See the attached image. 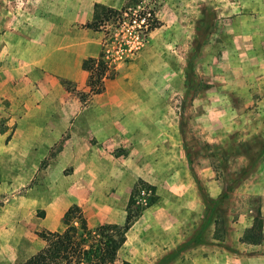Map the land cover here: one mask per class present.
Instances as JSON below:
<instances>
[{
	"label": "crops",
	"instance_id": "1",
	"mask_svg": "<svg viewBox=\"0 0 264 264\" xmlns=\"http://www.w3.org/2000/svg\"><path fill=\"white\" fill-rule=\"evenodd\" d=\"M98 3L105 2L0 0V119L6 120L11 127L9 131H14L10 143L0 150V165L4 168L1 176L7 185L12 181L27 184L36 176L40 178L39 184L46 179L52 185L45 191L46 195L33 188L28 189L32 193L24 199L35 201L36 193L38 200L59 197L71 200L82 208L87 223L85 208L92 200H121L119 205L108 202L98 206V216L103 217L100 224L121 226L131 190L138 181L156 186L165 179L173 187V179L180 173L187 190L191 181L188 161L183 159L180 131H121L117 120L136 109L140 111V105L132 97H124L117 76L104 78L102 92L90 93L88 73L83 70L82 62L99 55L93 40L95 30L87 26L94 19V7ZM77 119L84 120V131H69L70 137L64 141L60 156L67 158L72 167L67 181L60 179V166L57 172L45 175L40 161ZM120 150L122 154H114ZM197 179L209 188L208 197L216 198L221 193L213 189L217 181L208 171L197 175ZM238 182L244 187V196L240 197L242 193H239L232 199H244L250 212L249 194L259 197L260 214L264 218V162L252 163ZM97 186L103 189L101 195ZM156 189L159 199L167 202L159 201L133 221L121 248H135L139 254L125 262L156 264L164 259L165 264H264V228L263 238L257 243L239 240L248 246V254L229 251L214 240L206 243L202 229L204 195L199 192L196 197L185 187L180 195L173 191L161 195L159 188ZM178 198L182 202L168 201ZM24 206L18 214L26 215L28 203ZM55 211L53 206L52 213ZM50 214L46 211L44 217H36L33 229L58 231L48 219ZM251 219L248 213L240 221L237 236L251 227ZM210 226L206 225L205 229L209 232L210 228L212 237L214 225ZM160 232L162 237L158 236ZM154 233L159 238H153ZM7 238L0 235V260L2 264H20L25 260L26 249ZM142 257L146 260H136Z\"/></svg>",
	"mask_w": 264,
	"mask_h": 264
},
{
	"label": "rangeland",
	"instance_id": "2",
	"mask_svg": "<svg viewBox=\"0 0 264 264\" xmlns=\"http://www.w3.org/2000/svg\"><path fill=\"white\" fill-rule=\"evenodd\" d=\"M102 1L105 3L94 7L93 40L99 55H104L109 65L110 78L117 76L124 88V97H132L140 105V111L136 109L117 120L121 131H180L183 159L188 161L191 181L187 190L179 173L173 179V187H169L165 179L156 186L146 183L145 187L138 186V190L147 186L153 190L147 189L145 205L135 202L138 190L135 192L130 203V213L134 215L132 223L159 201L167 202V199H159L157 187L161 195L169 191L180 195L185 187L196 197L199 192L205 197L202 228L205 242L214 240L229 251L248 254V246L239 240L250 228L258 242L263 238L260 198L249 194L248 204L252 210L248 212L244 199H232L235 194L244 196V187L238 182L226 199L214 202L215 198L207 196L209 188L197 175L208 171L217 181L213 189L223 192L228 185H233L248 163L264 162V0H140L136 5L132 4L133 0ZM101 7L111 8L116 13L106 18ZM133 13L145 16L148 25L133 24L136 18ZM154 23L157 27L149 31L148 26ZM79 119L72 121L74 125L64 130L61 139L49 147L40 161L45 175L60 169V179L67 181L72 167L67 158L60 159V156L64 152V141L70 137L69 131H84V120ZM9 128L6 120L0 119V150L12 140L14 131ZM1 173L4 174V168L0 165V235L26 249L23 255L26 259L43 246L38 233L49 231L33 229L36 217H44L49 211L48 219L57 230H62L66 210L76 204L60 197L38 200L36 193L38 201L24 199L32 193L28 189L37 188L45 194L52 185H48L46 179L39 184L37 176L27 184L12 181L7 185L2 182ZM96 190L100 195L103 193L99 186ZM168 201L182 202L180 198ZM26 202V215L18 214ZM108 202L119 205L121 200L95 199L85 208L89 225L100 224L103 217L98 216V206ZM53 206L55 213H52ZM248 213L252 218L251 227L237 236L240 232L237 226ZM214 219L224 221L219 225L223 229L219 234L222 242L214 239V230L210 237V228L209 232L205 229L208 224L214 225ZM161 234L158 236L162 237ZM158 236L154 233L153 238ZM236 238L238 240L232 242ZM226 240H229L227 244ZM134 254L139 251L122 247L111 264H122ZM156 264H165L164 259Z\"/></svg>",
	"mask_w": 264,
	"mask_h": 264
},
{
	"label": "trees",
	"instance_id": "3",
	"mask_svg": "<svg viewBox=\"0 0 264 264\" xmlns=\"http://www.w3.org/2000/svg\"><path fill=\"white\" fill-rule=\"evenodd\" d=\"M140 0H133L132 4L136 5ZM98 5H96L97 7ZM104 16L109 18L115 14L111 8H103ZM134 16L140 17V14L133 13ZM157 23L150 24L148 30L151 31L157 27ZM95 23L88 24V27L95 29ZM82 68L88 73L87 86L91 94H97L103 90L104 78H110L108 74L109 65L100 54L97 58H87L82 62ZM251 164L245 168L233 181L232 186H227L221 192L214 202L223 201L228 197L232 187L245 175ZM145 187V183L138 181L131 190L125 221L121 226L112 224H100L90 227L84 217L81 209L77 205L70 206L63 216V229L58 231H42L38 236L43 241V246L34 254L26 258L20 264H111L114 262L118 250L126 240V232L129 230L134 215L130 213V203L133 200L138 186ZM140 189V188H139ZM147 189L153 190V187ZM224 221L214 219V239L220 240V233L223 229L219 226ZM250 235V237H249ZM253 237L254 239H251ZM221 242L223 240H220ZM240 242L257 243L258 239L253 235L252 228L240 238ZM221 245V244H219ZM223 246V245H222ZM224 247V246H223ZM122 264H129L123 262Z\"/></svg>",
	"mask_w": 264,
	"mask_h": 264
},
{
	"label": "built area",
	"instance_id": "4",
	"mask_svg": "<svg viewBox=\"0 0 264 264\" xmlns=\"http://www.w3.org/2000/svg\"><path fill=\"white\" fill-rule=\"evenodd\" d=\"M134 16V15H133ZM136 17V16H135ZM133 24H136V25H138L139 27L140 26H146V25H148V23H147V19H146V17L145 16H143V17H139V19H138V17H136V18H134L133 19ZM148 190L146 189V188H140L139 190H138V194H137V196L135 197V202L137 203V204H143V205H145L146 204V202H147V196H148Z\"/></svg>",
	"mask_w": 264,
	"mask_h": 264
}]
</instances>
